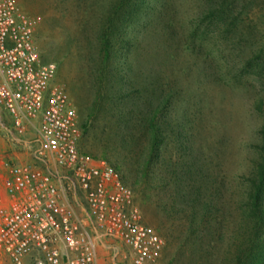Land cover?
Returning a JSON list of instances; mask_svg holds the SVG:
<instances>
[{
	"label": "rangeland",
	"instance_id": "rangeland-1",
	"mask_svg": "<svg viewBox=\"0 0 264 264\" xmlns=\"http://www.w3.org/2000/svg\"><path fill=\"white\" fill-rule=\"evenodd\" d=\"M15 1L35 21L40 61L57 64L54 83L67 91L75 106L81 132L78 147L83 153L111 163L117 160L121 172L128 176L131 160L125 154L129 151L114 140L125 132L146 131L141 124L129 130L118 125V109H127L131 96L144 108L156 104V91L172 92L158 115L164 136L160 147L165 148L160 154L163 158L151 162L153 172L164 175L176 162L179 142L188 145L193 150L188 157L197 159L206 170L207 180L220 189L217 200H224L223 232L227 238L244 190L239 176L251 165L254 152L250 143L257 140L261 122L252 102L259 83L264 82V0L239 1L235 10L239 12L238 25L227 34L220 24L201 18L203 0H129L128 7L113 14L120 30L117 37L127 42L114 44L122 55L110 58L107 64L101 58L99 37L113 0ZM232 40L241 41L243 51ZM117 74L124 76L127 85L118 87ZM129 83L138 92L124 95L120 101L117 96L112 98L119 92L130 93ZM98 93L102 96L99 101ZM1 123H5L2 114ZM0 132H5L1 125ZM136 142L138 147L132 149L140 152L147 146L146 133ZM7 162H0V182ZM66 197L76 211H81L79 199L71 194ZM134 201L142 221L163 238L160 264H179L177 243L166 234L182 221L177 214L171 224L172 217L164 213V205L170 202L168 189L140 185L134 190ZM177 233L175 228L173 235ZM112 245L119 252L117 257H113L112 248L100 247L102 264H130L127 248L121 242ZM192 246L195 248L193 242L184 245L186 256L181 264L198 259L196 252L189 255ZM213 246L209 260L220 264L225 242L216 240ZM0 264H8L1 249Z\"/></svg>",
	"mask_w": 264,
	"mask_h": 264
},
{
	"label": "built area",
	"instance_id": "built-area-1",
	"mask_svg": "<svg viewBox=\"0 0 264 264\" xmlns=\"http://www.w3.org/2000/svg\"><path fill=\"white\" fill-rule=\"evenodd\" d=\"M35 21L0 0V112L8 140L29 156L8 160L0 196V249L8 264H98L99 246L128 250L130 264H160L163 238L142 221L133 188L102 158L80 151L77 112L41 62ZM67 194L81 201L76 211Z\"/></svg>",
	"mask_w": 264,
	"mask_h": 264
},
{
	"label": "trees",
	"instance_id": "trees-1",
	"mask_svg": "<svg viewBox=\"0 0 264 264\" xmlns=\"http://www.w3.org/2000/svg\"><path fill=\"white\" fill-rule=\"evenodd\" d=\"M203 1L205 7L203 11H200L201 18H210V23L220 24L221 29L226 34L232 30V26L238 25L239 12L235 10L240 5L239 1L244 0ZM128 2L129 0L111 1L109 14H107L104 23L106 27L102 29L99 37L101 58L106 64L110 58H119L122 55L119 53L120 50L114 49V44L121 46L127 42V40L117 37L120 30L116 26L113 14L123 7H128ZM204 11L206 12L204 13ZM238 31L237 27L233 33L236 34ZM236 37L239 38V36ZM232 41L234 46L236 44V47L243 51L241 41ZM247 64L251 65L248 59ZM99 72L102 76V71ZM117 76L115 83L119 84V88L127 85L123 75L117 74ZM129 85H131L130 93L119 92L120 94L112 96V98L117 96L116 99L120 101L124 99V95L129 97L131 93L138 92L133 83H129ZM171 93V91L166 92V90L156 91V104H147L144 108H140L136 103V98L133 99L134 96H131L129 103L131 107L129 106L127 109L123 107V110L118 109L119 111L115 116L118 125L129 130L133 128L132 125L141 124L146 132H125L121 137L116 138L117 140H114L115 144L122 145L124 149L129 151L125 154L130 155L131 160L128 176L121 172L120 162L116 160L115 163H111L108 159L106 161L120 171L123 181L129 184L133 190L140 185L146 189L158 187L168 189L170 202L166 206L164 205V213L170 219L172 217L171 224H174L173 220L176 219L177 214L181 215L178 219L182 221L175 227L176 230L178 229L176 236L173 235L175 228L166 234L168 239L171 240L172 238L177 243L175 252L177 263L181 264L180 261L186 256L183 251L184 245L193 242L195 248L192 246L193 250L190 251L189 255L196 252L198 259L189 262V264H214V260L211 262L209 258L212 254L210 251L214 247L213 243L217 240V242H225V256L221 259L220 264H264V82L259 83L258 91L255 92L252 102L254 110L261 115L258 138L250 143L254 155L249 169L239 176L244 190L240 195V200L237 201L238 214L234 216V221L232 220L231 229L226 234L227 238H224L225 232H223V223L225 222L223 215L224 200L220 199L221 203L217 200V193L220 189L214 188L212 182L207 180L206 170L197 163V159L188 157L191 153L193 154V150L188 145L179 142L176 162L170 165V169L166 168L167 172L164 169L166 172L164 175L156 176L153 172L151 162L163 158L160 154L165 148V146L162 149L160 147L164 136L158 115L165 108L172 96ZM101 97L98 93L96 98L99 101ZM143 133H146L147 146L137 152L134 150L138 147L136 141L138 138L140 139V135ZM178 204L181 205V208H178ZM217 212H220V216L217 215ZM187 258L190 257L187 256Z\"/></svg>",
	"mask_w": 264,
	"mask_h": 264
},
{
	"label": "crops",
	"instance_id": "crops-1",
	"mask_svg": "<svg viewBox=\"0 0 264 264\" xmlns=\"http://www.w3.org/2000/svg\"><path fill=\"white\" fill-rule=\"evenodd\" d=\"M3 115V114H2ZM1 117V112H0ZM5 123H1V127L4 129L5 132H0V162L2 160H10L13 162H23L28 159L27 153L23 151V149H20L19 146H13L9 140L8 135L6 132V125L9 122V119L5 117ZM0 196H4V192L2 189V182H0ZM102 246H99L97 249V263L102 264V259L100 258V252L99 249ZM103 248V247H102ZM25 264H32V257L30 255H27L25 257Z\"/></svg>",
	"mask_w": 264,
	"mask_h": 264
}]
</instances>
